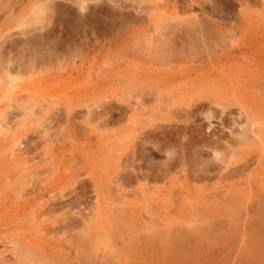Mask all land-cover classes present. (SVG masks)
Here are the masks:
<instances>
[{
    "label": "rangeland",
    "instance_id": "rangeland-1",
    "mask_svg": "<svg viewBox=\"0 0 264 264\" xmlns=\"http://www.w3.org/2000/svg\"><path fill=\"white\" fill-rule=\"evenodd\" d=\"M17 1L0 0V264H264V0H140L138 9L135 0H126L124 11L119 2L117 6L110 2L130 17L119 22L94 20L92 33L86 35L81 30L71 34L67 30L71 24L64 19L50 37L51 25L37 16L39 4ZM56 43L58 48H53ZM193 100L200 101L192 110L188 103ZM97 166L104 172L103 180ZM89 168H94L93 173ZM204 168L212 174H203L208 172ZM71 171H82L77 182ZM59 173H66L62 181L72 182L67 186L63 181L67 188L59 185L53 195L49 186ZM137 174L141 179L135 182ZM128 183L136 185L128 187ZM234 190L244 202L232 198ZM195 192L202 197L195 199ZM204 195L215 197L217 204L212 199L216 204L212 207L209 199L199 205L197 200ZM216 197L227 203L222 206ZM146 199L152 201L149 207ZM183 202L187 207L180 205ZM176 204L185 208V215L176 211L180 219L174 212ZM207 206L215 213L224 209L212 214Z\"/></svg>",
    "mask_w": 264,
    "mask_h": 264
},
{
    "label": "bare ground",
    "instance_id": "bare-ground-1",
    "mask_svg": "<svg viewBox=\"0 0 264 264\" xmlns=\"http://www.w3.org/2000/svg\"><path fill=\"white\" fill-rule=\"evenodd\" d=\"M24 1H27V2H28V0H24ZM31 1H32V0H31ZM33 1H34V0H33ZM55 1H57V0H44V3H43V0H35V3H33L34 5L39 4V8H35V9H36V11L38 12V14H37L38 18H40V16L42 17V18L40 19V21H41V20H44V21L48 22V23L51 25V28H49L50 30L47 29V30H48V34H49V37L53 35V33L56 31L57 27H58L61 23H65V22H64V19L66 20V24H71V26L69 25L68 28L66 27L67 30L70 29V30H69L70 32H71V31L74 32V30H79V31L81 30L82 32H81V31H80V32L83 33L84 35H86V33H92V31H93V27L95 26V25L93 24V21H94V20H95V21H96V20H97V21H98V20H106V22H107V20H110V21H116V20H118V22H119V21H125L126 19H128V18L130 17V14H128L126 11L123 12L125 9H127V8L124 6V5L126 4V3H125L126 0H104V1H103V0H61V1H63V2H60V3H58V2L55 3ZM18 2H23V0H18L17 3H18ZM110 2L116 4V6H117V4H118V2H119V3H120L119 8L122 9L123 11H121L120 9L118 10V9L113 8V6H110ZM135 2H136L135 9H138L137 7L141 4V1H140V0H135ZM172 2H173V1H172ZM263 2H264V1H263ZM64 3H65V4H64ZM67 3H69V4H67ZM173 3H174V2H173ZM179 3H180V2H179ZM0 4H1V3H0ZM9 4H11V3H9ZM27 4H28V3H27ZM52 4H54V5H53L54 8H53V11H52L51 14H50L49 11L51 10V6H52ZM177 4H178V3H177ZM17 5H18V4H17ZM19 5H20V4H19ZM172 5H173V4H172ZM174 5H175V4H174ZM8 6H9V5H8ZM26 6H28V5H26ZM127 6H128V5H127ZM5 7H6V6H5ZM33 7H34V6H33ZM36 7H37V6H36ZM62 7L66 8V10H64V8H62ZM129 7H130V6H129ZM163 7H164V6H163ZM14 8H15V7H14ZM31 8H32V7H31ZM0 9H1V8H0ZM129 9H130V8H129ZM141 10H142V9H141ZM167 10H168V9H167ZM169 10H170V9H169ZM176 10H177V9H176ZM176 10H175V11H176ZM31 11H32V10H31ZM127 11H128V10H127ZM130 11H131V9H130ZM2 12H3V11H2ZM128 12H129V11H128ZM133 12H135V11H133ZM137 12H138V11H137ZM4 13H5V12H4ZM5 14H6V13H5ZM138 14L141 15L140 13H138ZM174 14H175V13H174ZM35 15H36V14H35ZM136 15H137V13H136ZM144 15L146 16L145 13H144ZM18 16H19V15H18ZM142 16H143V14H142ZM20 17H21V16H20ZM142 19H143V18H142ZM149 20H150V19H149ZM152 20H153V19H152ZM138 21H139V19H138ZM26 22H27V21H26ZM26 22H25V23H26ZM118 22H117V23H118ZM30 23H32V22H30ZM72 23H73V24H72ZM102 23H103V22H102ZM184 23H185V22H184ZM66 24H65V25H66ZM95 24H96V23H95ZM192 24H193V23H192ZM39 25H40V24H39ZM41 25H43V24H41ZM92 25H94V26H92ZM175 25H177V24H175ZM23 26H24V25H23ZM28 26H29V25H28ZM66 26H67V25H66ZM114 26H115V25H114ZM187 26H189V25H187ZM45 27H46V26H45ZM96 27H97V26H96ZM98 27H100V26H98ZM176 27H177V26H176ZM18 28H19V27H18ZM47 28H48V27H47ZM119 28H120V27H119ZM115 29H116V28H115ZM115 29H114V30H115ZM187 29H188V28H187ZM105 30H106V29H105ZM112 30H113V29H112ZM117 30H119V29H117ZM190 30H191V29H190ZM190 30H189V31H190ZM33 31H34V30H33ZM39 31H40V30H39ZM58 31H59V30H58ZM187 31H188V30H186V32H185L186 34H187ZM193 31H195V29H194ZM72 32H71V34H72ZM104 32H105V31H104ZM182 32H183V31H182ZM67 33H68V32H67ZM76 33H78V32H76ZM81 33H79V34H81ZM185 33H184V35H185ZM188 33H189V32H188ZM98 34H99V33H98ZM98 34H97V35H98ZM189 34H190V33H189ZM67 35H68V34H67ZM81 35H82V34H81ZM84 35H82L83 38H84ZM92 35H93V34H92ZM88 36H89V35H88ZM89 37H90V36H89ZM67 38H68V37H67ZM70 38H71V36H70ZM78 38H79V37H78ZM59 39H60V38H59ZM68 39H69V38H68ZM81 39H82V38H81ZM81 39H80V43H81ZM84 39H85V38H84ZM45 40H46V39H45ZM61 40L65 41L64 39H61ZM70 40H72V39H70ZM85 40H86V39H85ZM85 40L82 41L83 44H84V42H86ZM88 40H89V39H88ZM187 40H188V39H187ZM187 40H185V41H187ZM189 40H190V39H189ZM190 41H191V40H190ZM49 42L51 43L52 41H49ZM59 42H61V41L59 40ZM66 42H67V41H66ZM71 42H72V41H71ZM73 42L76 43V41H73ZM87 42H88V41H87ZM89 42H90V41H89ZM89 42H88V43H89ZM182 42H183V41H182ZM42 43H43V42H42ZM61 43H62V42H61ZM75 43H74V44H75ZM171 43H172V42H171ZM187 43H189V42L187 41ZM29 44H30V43H29ZM74 44H72V45H73V46H75V45L77 46V44H75V45H74ZM40 45H41V44H40ZM58 45H59V44H57V43L54 44V45L52 44L53 48H54V47L56 48ZM72 45H71V46H72ZM79 45H80V44H79ZM81 45H82V44H81ZM85 45H86V44H85ZM162 45H163V44H162ZM176 45H177V44H176ZM35 46H36V45H35ZM76 46H75V47H76ZM82 46H83V45H82ZM82 46H81V47H82ZM91 46H93V44H92ZM171 46H172V45H171ZM182 46H183V45H182ZM24 47H25V46H24ZM83 47H84V46H83ZM87 47H88V46H87ZM87 47L85 46V48H87ZM164 47H165V46H164ZM50 48L52 49V47H50ZM57 48H58V47H57ZM76 48H77V47H76ZM76 48H74V49H76ZM175 48H176V47H175ZM178 48H179V47H178ZM46 49H47V48H46ZM46 49H45V50H46ZM62 49H64V48H62ZM79 49H80V48H79ZM168 49H169V48H168ZM170 49H171V48H170ZM179 49H180V48H179ZM181 49H183V48H181ZM188 49H189V48H187V50H188ZM64 50H65V49H64ZM68 50H70V49H68ZM80 50H82V49H80ZM176 50H177V49H176ZM29 51H30V50H29ZM33 51H34V50H33ZM53 51H54V50H53ZM173 51H174V50H173ZM177 51H179V50H177ZM183 51H184V49H183ZM46 52H47V51H46ZM72 52H73V51H72ZM74 52H75V51H74ZM175 52H176V51H175ZM175 52H174V53H175ZM41 54H42V53H41ZM70 54H71V53H70ZM43 55H44V54H43ZM8 57H9V55H8ZM31 59H32V58H31ZM31 59H30V60H31ZM57 59H58V58H57ZM35 60H36V59H35ZM32 61H33V60H32ZM32 61H31V62H32ZM12 62H13V60H12ZM29 62H30V61H29ZM5 63H6V61H5ZM38 63H39V62H38ZM7 64L10 65L9 62H8ZM28 64H29V63H28ZM28 64H27V65H28ZM30 64H32V63H30ZM30 64H29V65H30ZM50 65H51V64H50ZM39 66H40V65H39ZM42 67H43V66H42ZM8 68H9V67H8ZM16 68H17V67H16ZM16 68H15V69H16ZM29 68H30V67H29ZM211 68H212V67H211ZM19 69H20V68H19ZM24 69H25V68H24ZM24 69H23V71H24ZM26 69H28V68H26ZM30 69H31V68H30ZM214 69H215V68H214ZM219 69H220V68H219ZM222 69H223V68H222ZM222 69H220V71H221V73L223 74ZM211 70H212V69H211ZM214 71H215V70H214ZM220 71L218 70V72H220ZM223 71H224V69H223ZM14 72H15V71H14ZM17 72H18V71H17ZM17 72H16V73H17ZM24 72H26V71H24ZM210 72H211V71H210ZM212 72H213V70H212ZM27 73H30V72H27ZM137 73H138V72H137ZM12 74H13V73H12ZM224 75H225V74H224ZM221 76H222V75H221ZM219 77H220V76H219ZM11 81H12V80H11ZM229 84H230V83H229ZM204 86H205V85H204ZM204 86H203V87H204ZM228 86H229V85H228ZM192 88H193V87H192ZM236 88H237V87H236ZM198 89H199V88H198ZM240 89H241V88H240ZM192 90H193V89H192ZM192 90H191V91H192ZM195 90L197 91V88H196ZM195 90H194V91H195ZM231 90H232V88H231ZM238 90H239V89H238ZM189 91H190V90H189ZM189 91H188V92H189ZM194 91H193V93H194ZM232 91L234 92V89H233ZM206 92H208V91L206 90ZM198 93H200V91H198ZM202 93H203V92H202ZM235 93H236V89H235ZM189 94H191V93H189ZM210 94L213 95V93H210ZM185 95H186V94H185ZM187 95H188V94H187ZM200 95H201V94H200ZM194 96H195V94H194ZM194 96H193L191 99H193ZM196 96H198V95H196ZM212 98H213V97H212ZM220 98H221V97H220ZM220 98H219V99H220ZM201 99H202V98H201ZM216 99H217V98H216ZM216 99H215V100H216ZM9 100H10V99H9ZM140 100H142V98H141ZM189 100H190V99H189ZM189 100H188V101H189ZM207 100H209V99H207ZM10 101H11V100H10ZM190 101H191V100H190ZM195 101H198V102H199L200 100H195ZM195 101L193 100L194 103H193V102H191V103L189 102V103H188V104H190V105L193 104V107L190 108V109H192V110H193L194 106L196 105V104H195ZM201 102H203V101H201ZM207 102H208V101H207ZM209 102H210V101H209ZM209 102H208V103H209ZM219 102H220V101H219ZM136 103H137V102H136ZM139 103H140V102H139ZM139 103H138V104H139ZM186 103H187V102H186ZM196 103H197V102H196ZM138 104H136V105H138ZM194 104H195V105H194ZM213 104H217V106H218V103H213ZM221 104H222V103H221ZM208 105H209V104H208ZM191 106H192V105H191ZM217 106H216V107H217ZM221 106H222V105H221ZM139 107H140V105H139ZM141 107H142V106H141ZM225 107H226V106H225ZM225 107H224V108H225ZM229 107H230V106H229ZM170 108H171V107H170ZM170 108H169V109H170ZM185 108H186V107H185ZM217 108H218V107H217ZM182 109H183V108H182ZM190 109H189V110H190ZM195 109H196V107H195ZM206 109H207V108H206ZM210 109H211V108H210ZM72 110H73V109H72ZM130 110H131V109H130ZM139 110H142V109H139ZM196 110H197V109H196ZM204 110H205V108H204ZM132 111H133V110H132ZM169 111H170V110H169ZM169 111H168V112H169ZM172 111H173V110H172ZM178 111H179V110H178ZM197 111H198V110H197ZM200 111H201V110H200ZM211 111H212V109H211ZM68 112H71V110L68 111ZM134 112H135V111H134ZM139 112H140V111H139ZM186 112H187V111H186ZM202 112H203V111H202ZM207 112H209V111H207ZM240 112H241V111H240ZM173 113H174V112H173ZM209 113H210V112H209ZM221 113H222V112H221ZM138 114H139V113H138ZM138 114H137V116H138ZM188 114H189V113H188ZM204 114H205V113L203 112L201 115L203 116ZM207 114H208V113H207ZM207 114H206V115H207ZM119 115H120V114H119ZM132 115H133V113H132ZM185 115H186V114H185ZM209 115L212 116L211 114H209ZM220 115H223V114H220ZM240 115H241V114H240ZM134 116H135V115H134ZM139 116L141 117V115H139ZM139 116H138V117H139ZM143 116H144V115H142V117H143ZM169 116H170V115H169ZM187 116H188V115H187ZM199 116H200V114H199ZM238 116H239V115H238ZM129 117H130V116H129ZM140 117H139V120H140ZM166 117H167V116H166ZM181 117H182V116H181ZM218 117H219V116H218ZM221 117H222V116H221ZM205 118H206V116H205ZM207 118H208V117H207ZM212 118H213V117H212ZM223 118H224V117H223ZM129 119H130V118H129ZM182 119H185V118H182ZM122 120H124V119H122ZM141 120H143V119L141 118ZM205 120H206V119H205ZM231 120H232V119H231ZM116 121H118V120H116ZM208 121H209V120H208ZM232 121H234V120H232ZM238 121H239V120H238ZM106 122H107V121H106ZM184 122H186V121H184ZM220 122H221V121H220ZM234 122H236V121H234ZM234 122H233V123H234ZM251 122H252V121H251ZM142 123H143V122H142ZM142 123H140L139 126H140V125L142 126ZM228 123H229V122H228ZM231 123H232V122H231ZM233 123L231 124L232 126H233ZM114 124H115V123H114ZM134 124H135V123H134ZM143 124H145V123H143ZM151 124H152V122H151ZM131 125H132V124H131ZM137 125H138V124H137ZM137 125H136V126H137ZM186 125H187V124H186ZM208 125H209V123H208ZM231 125H229V127H230ZM177 126H178V125H177ZM235 126H237V125H235ZM3 127H4V126H3ZM175 127H176V125H175ZM178 127H179V126H178ZM226 127H227V126H226ZM190 128H191V127H190ZM190 128H189L188 130H190ZM211 128H212V127H211ZM130 129H131V128H130ZM133 129H134V128H133ZM184 129H185V128H184ZM230 129H231V128H230ZM232 129H233V128H232ZM146 130H147V129H146ZM206 130H207V129H205L204 131H206ZM213 130H214V129H213ZM225 130H226V129H225ZM45 131H46V130H45ZM47 131H48V130H47ZM125 131H126V130H125ZM184 131H185V133H186V130H184ZM191 131H192V130H191ZM208 131H209V130H208ZM216 131H217V130H216ZM216 131L214 130V132H216ZM229 131H230V130H229ZM236 131H237V130H236ZM69 132H70V131H69ZM123 132H124V131H123ZM149 132H150V131H149ZM170 132H171V131H170ZM176 132H177V131H176ZM214 132H213V133H214ZM218 132H219V131H218ZM218 132H216V133H218ZM233 132H234V131H233ZM124 133H125V132H124ZM173 133H175V132H173ZM183 133H184V132H183ZM210 133H211V132H210ZM216 133H214V134H216ZM219 133H220V132H219ZM219 133H218V134H219ZM231 133H232V132H231ZM70 134H71V133H70ZM130 134H131V132H130ZM140 134H141V133H140ZM154 134H155V133H154ZM176 134H177V133H176ZM178 134H180V133L178 132ZM178 134H177V135H178ZM218 134H217V135H218ZM232 134H233V133H232ZM234 134H235V133H234ZM236 134H237V133H236ZM238 134H239V133H238ZM253 134H254V133H253ZM65 135H67V134H65ZM121 135H122V134H121ZM128 135H129V134H127V137H129ZM167 135H168V134H167ZM186 135H187V134H186ZM188 135H189V134H188ZM205 135H209V134H205ZM220 135H221V134H220ZM73 136H74V135H73ZM123 136H124V135H123ZM146 136H147V138L149 137L148 135H146ZM150 136H151V135H150ZM183 136H184V134H183ZM222 136H223V135H222ZM222 136H221V137H222ZM234 136H235V135H234ZM65 137H66V136H65ZM113 137H114V136H113ZM125 137H126V135H125ZM125 137H124V138H125ZM134 137H135V136H134ZM134 137H133V139H134ZM140 137H141V135H140ZM178 137H179V136H178ZM186 137H187V136H186ZM209 137H211V136H209ZM213 137H214V136H213ZM218 137H219V136H218ZM236 137H240V135H238V136H236ZM74 138H76V135L74 136ZM87 138H88V137H87ZM129 138H130V137H129ZM138 138H139V137H138ZM144 138H145V136H144ZM150 138H151V137H150ZM222 138H223V137H222ZM63 139H64V138H63ZM65 139H67V138H65ZM68 139H69V138H68ZM90 139H91V138H90ZM90 139H89V140H90ZM106 139H107V138H106ZM114 139H115V138H114ZM117 139H118V138H117ZM141 139H142V138H141ZM198 139H199V138H198ZM198 139H197V140H198ZM202 139H203V137H202ZM202 139H199L198 142H199L200 140H202ZM219 139H220V138H219ZM232 139H233V138H232ZM232 139H231V141L235 140V139H233V140H232ZM108 140H109V139H108ZM111 140H112V139H111ZM135 140H136V139H134V141H135ZM142 140H143V139H142ZM146 140H147V139H146ZM149 140H150V139H149ZM149 140H147V141H149ZM151 140H152V139H151ZM153 140H154V139H153ZM188 140H189V139H188ZM191 140H192V139H191ZM197 140H196V141H197ZM210 140H211V139H210ZM210 140H209V141H210ZM215 140L217 141L218 139H215ZM221 140H222V139H221ZM228 140H229V138H228ZM228 140H227V143H228ZM58 141H60V140H58ZM66 141H67V140H66ZM118 141L121 142V139H119ZM137 141H138V140H136V142H137ZM140 141H141V140H139L138 142H140ZM219 141H220V140H219ZM113 142H115V140H113ZM130 142H131V141H130ZM130 142H129V144H132V143H130ZM136 142H135L134 144H136ZM142 142H145V139H144ZM150 142H151V141H150ZM214 142H215L214 139H212L211 143H212V144H215ZM221 142H222V141H221ZM65 143H66V142H65ZM72 143H73V142H72ZM146 143H148V142H146ZM152 143H154V142H152ZM186 143L188 144V142H186ZM191 143H192V142H191ZM195 143H196V142H195ZM216 143H218V142H216ZM140 144H141V142H140ZM187 144H186V145H187ZM198 144H199V143H198ZM198 144H195V146H197ZM204 144H205V142H204ZM212 144H211V145H212ZM228 144H229V143H228ZM230 144H232V143L230 142ZM230 144H229L228 146H230V147L232 148L233 145L231 146ZM235 144H236V143H235ZM241 144H242V143H241ZM64 145H65V144H64ZM66 145H67V143H66ZM68 145H69V144H68ZM124 145H125V144H124ZM136 145L138 146L139 144H136ZM142 145H143V143H142ZM149 145H150V144H148V145H146V146H149ZM188 145H189V144H188ZM219 145H220V144H219ZM222 145H224V144H222ZM225 145H226V143H225ZM237 145H238V144H237ZM152 146H154V144H153ZM184 146H185V145H184ZM189 146H190V145H189ZM189 146H188V148H189ZM72 147H73V149H74L75 146L73 145ZM72 147H71V148H72ZM131 147H132V146H131ZM135 147H136V146H134L133 148H135ZM139 147H140V146H139ZM141 147H142V146H141ZM212 147H213V146H212ZM222 147H223V146H222ZM226 147H227V146H226ZM60 148H61V147H60ZM69 148H70V147H69ZM78 148H79V147H78ZM144 148H145V147H144ZM199 148H200V147H199ZM67 149H68V148H67ZM75 149H76V147H75ZM136 149H137V147H136ZM224 149L227 150L228 147H227V148H224ZM69 150H70V149H69ZM78 150H79V149H78ZM142 150H143V149H142ZM218 150H219V149H218ZM218 150H217V151H218ZM72 151H73V150H72ZM144 151H145V149H144ZM161 151H162V150H160V152H161ZM217 151H216V152H217ZM75 152H76V151H75ZM130 152H131V151H130ZM133 152H134V151H133ZM224 152H225V151H224ZM217 153H218V152H217ZM69 154H70V153H69ZM129 154H130V153H129ZM134 154H135V153H134ZM181 154H182V153H181ZM82 155H84V154H82ZM213 155H214V154H213ZM56 156L58 157V155H56ZM57 157H56V158H57ZM91 157H92V156H91ZM91 157H89V158H91ZM130 157H131V156H130ZM211 157H214V156H211ZM226 157H227V156H226ZM45 158H46V157H45ZM48 158H49V157H48ZM82 158H83V157H82ZM82 158H81V159H82ZM125 158H126V157H125ZM128 158H129V157H128ZM128 158H126V159H128ZM52 159H53V158H51V161H50V159H48V160L52 163V161H53ZM78 159H80V158H78ZM100 159H101V157H100ZM121 159H122V158H121ZM121 159H120V160H121ZM123 159H124V157H123ZM126 159H125V160H126ZM215 159H216V158H215ZM85 160H86V159H85ZM90 160H91V159H90ZM105 160H106V157L104 158L103 161H105ZM133 160L136 161V157H135V159H133ZM55 161H56V159H55ZM80 161H81V160H80ZM82 161H83V160H82ZM92 161H94V160H92ZM92 161H91V162H92ZM96 161H97V159H96ZM96 161H95V162H96ZM101 161H102V160H101ZM107 161H108V160H107ZM107 161H106V162H107ZM121 161H123V160H121ZM218 161H220V160H218ZM53 162H54V161H53ZM106 162H105V163H106ZM125 162H126V161H125ZM132 162H133V161H132ZM54 163H55V162H54ZM99 163H100V161H99ZM118 163H119V161H118ZM122 163H123V162H122ZM126 163H127V162H126ZM133 163H134V162H133ZM133 163H132V164H133ZM52 164H53V163H52ZM79 164H80V163H78V165H79ZM85 164H86V163H85ZM96 164L98 165L97 162H96ZM101 164H103V163H100V166H101ZM246 164H248V163H246ZM246 164H245V166H246ZM46 165H48V164H46ZM66 165L68 166V164H66ZM81 165H82V164H81ZM88 165H90V163H89ZM106 165H107V164H106ZM106 165H104V166H106ZM128 165H129V164H128ZM133 165H134V164H133ZM133 165H132L131 170L134 169V168H133ZM229 165H231V164H229ZM234 165H235V164H234ZM72 166H73V165H72ZM79 166H80V165H79ZM94 166H95V165H94ZM135 166H136V165H135ZM135 166H134V167H135ZM208 166H210V165H207V167H208ZM61 167H62V166H61ZM61 167H60V168H61ZM97 167H99V166H97ZM102 167H103V165H102ZM121 167H123V165H121ZM121 167H120V168H121ZM125 167H126V166H125ZM211 167H212V166H211ZM213 167H214V166H213ZM247 167H248V165H247ZM259 167H261V166H259ZM53 168H54V166H53ZM57 168H58V167H57ZM71 168H72V167H71ZM100 168H101V167H99V171L101 172V176H99V175H100V172L98 173V174H99L98 176H99L100 178H101V177L103 178V175H102V174H103L104 172L102 173V171H101L102 168H101V169H100ZM120 168H119V169H120ZM126 168H130V167H126ZM126 168H125V169H126ZM139 168H140V170H141V167H139ZM230 168H231V166H230ZM79 169H80V168H79ZM89 169H90V168H89ZM91 169H92V168H91ZM91 169H90V171L93 173L94 168L92 169L93 171H92ZM95 169H96L95 172H97V171H98V168H95ZM123 169H124V167H123ZM136 169L138 170V168H136ZM206 169H207V168H206ZM206 169L204 168V170H206ZM208 169H210V167H208ZM208 169H207L205 172H207ZM214 169H215V168H214ZM232 169H233V168H232ZM232 169H231V170H232ZM49 170H51V169H49ZM53 170H54V169H53ZM56 170H57V169H56ZM56 170H55V171H56ZM58 170H60V169H58ZM67 170H68V169H67ZM70 170H71V169H70ZM70 170H69V171H70ZM106 170H107V169H106ZM106 170H105V171H106ZM127 170H128V169H126V172H127ZM134 170H135V169H134ZM165 170H166V169H165ZM201 170H203V169H201ZM210 170H211V169H210ZM229 170H230V169H229ZM229 170H228V171H229ZM231 170H230V172H231ZM61 171H62V170H61ZM103 171H104V170H103ZM108 171H109V170H108ZM128 171H129V170H128ZM167 171H168V169H167ZM218 171H219L220 174L222 173L220 170H218ZM218 171H217V172H218ZM228 171H227V172H228ZM44 172H45V171H44ZM44 172H43V173H44ZM81 172H82V171H80V174H76V173H73V171H71V173H73V174H72V175L69 174V175H70L71 178H73V181H74V178H75V181L77 182V179L81 176ZM91 172H89V173H91ZM95 172H94V173H95ZM109 172H110V171H109ZM118 172H119V171H118ZM122 172H123V170H122ZM132 172H133V170H132ZM162 172L164 173L163 170H162ZM172 172H173V171H172ZM172 172H171V174H174V173H172ZM217 172H216V175L219 174V173L217 174ZM233 172H234V171H233ZM47 173H48V172L46 171L45 175H46ZM60 173H61V172H60ZM60 173H59L58 175H60ZM106 173H107V172H106ZM139 173H140V172H139ZM201 173H202V171H201ZM208 173H209V171H208L207 173H203V174H207V175H208ZM52 174H53V172H52ZM54 174H55V173H54ZM83 174H84V172H83ZM83 174H82V176H83ZM87 174H88V172H87ZM108 174H109V173H108ZM110 174H111V173H110ZM123 174H124V173H123ZM127 174H128V172H127ZM127 174H125V175H127ZM153 174H155V173H153ZM161 174H162V173H161ZM209 174H212V173H209ZM213 174H215V173H213ZM220 174H219V176H220ZM225 174H226V173H225ZM56 175H57V174H56ZM64 175H66V173H65V174L63 173L62 175H60V177L58 176L59 178L56 177V179H57V178H58V179L56 180V182H55V181L51 182V183H52V184L50 185L51 188H50V186L48 185V186H49V189L51 190V193H52L53 191H56V190H57L56 188H59V185L64 184L63 181H65V183L67 182V181H66L67 179H64L63 181L61 180V179H63L62 176H64ZM67 175H68V173H67ZM84 175H85V174H84ZM90 175H91V174H90ZM95 175H96V174H95ZM104 175H105V174H104ZM137 175H138V176H137ZM137 175H136L137 178H136V177L134 178L135 182H136V180L138 179V177H139V180L141 179L140 176H139V174H137ZM157 175L159 176V173L156 174V176H155V175H153V176H155V178H156ZM167 175H168V174H167ZM201 175H202V174H201ZM221 175H224V174H221ZM32 176H34V175L32 174ZM35 176H36V174H35ZM46 176L49 177L50 175L47 174ZM98 176H97V177H98ZM106 176H107V174H106ZM110 176H111V175H110ZM114 176H115V175H114ZM129 176H131V175L129 174ZM164 176H165V175H164ZM203 176H205V175H203ZM229 176L231 177L232 175L230 174ZM50 177H51V176H50ZM53 177H55V176L53 175ZM93 177H94V175H92V178H93ZM99 177H98V178H99ZM132 177H134V176H132ZM132 177H131V178H132ZM194 177H195V176H194ZM201 177H202V176H201ZM206 177H207V176H206ZM206 177H205V178L203 177V178L206 179ZM230 177H228V179H230ZM66 178H67V177H66ZM68 178H69V177H68ZM98 178H97V179H98ZM102 178H101V180L104 179V178H103V179H102ZM106 178H107V177H106ZM112 178H113V177H112ZM116 178L118 179V176H115V179H116ZM119 178H120V177H119ZM159 178H160V177H159ZM197 178H198V177H197ZM222 178L225 179V180L227 179V177L224 178V176H223ZM231 178H232V177H231ZM54 179H55V178H54ZM110 179H111V178H110ZM115 179H114V180H115ZM124 179H125V178H124ZM127 179H128V178H127ZM144 179H145V178H144ZM163 179H164V178H163ZM210 179H212V177H210ZM223 179H222V180H223ZM228 179H227V180H228ZM38 180H39V179H38ZM40 180H41V179H40ZM42 180H44L43 182H45L46 179L43 178ZM50 180H51V179H49V181H50ZM89 180H90V179H89ZM118 180H119V179H118ZM125 180H126V179H125ZM130 180H131V179H130ZM196 180H198V179H196ZM34 181H35V180H34ZM51 181H52V180H51ZM81 181L83 182V179L80 180V182H81ZM85 181H86V180H85ZM109 181H110V180H109ZM115 181H116V182H115ZM115 181L112 180L113 183L115 182V183L119 184V181H118V182H117V180H115ZM121 181H122V180H121ZM123 181H124V180H123ZM123 181H122V182H123ZM137 181H138V180H137ZM142 181H143V180H142ZM157 181H158V180H157ZM202 181H203V180H202ZM244 181H245V180H244ZM47 182H48V179H47ZM47 182H46V183H47ZM71 182H72V179H71ZM71 182L69 183V181H68L69 185L71 184ZM76 182H74V183H76ZM80 182H79V183H80ZM82 182H81V183H82ZM87 182H88V181H87ZM103 182H104V181H101L99 184H101V183H103ZM110 182H111V181H110ZM122 182H121V183H122ZM124 182H125V181H124ZM130 182H131V181H130ZM132 182H133V181H132ZM172 182H173V181H172ZM177 182H179V184H180V181H177ZM224 182H225V181H224ZM228 182H229V181H228ZM38 183H39V182H38ZM68 183H66L67 186H68ZM104 183H105V182H104ZM107 183H108V182H106V184H107ZM113 183H112V184H113ZM175 183H176V181H175ZM34 184H35V183H34ZM47 184H48V183H47ZM47 184H46V185L44 184V186H47ZM49 184H50V183H49ZM76 184H77V183H76ZM76 184H73V185L75 186ZM99 184H98V185H99ZM106 184H105V185H106ZM132 184H135V183H131V185H130L131 187H132ZM184 184H185V186H186V183H185V182H184ZM220 184H221V183H220ZM235 184H236V183H235ZM30 185H31V183H30ZM36 185H37V184H36ZM54 185H55V186H54ZM73 185H71V186H73ZM101 185H103V184H101ZM101 185H99V187H100ZM115 185H116V184H115ZM135 185H136V184H135ZM173 185H175V184H173ZM223 185H224V184H223ZM48 186H47V187H48ZM64 186H65V184H64ZM64 186H63V187H64ZM94 186H95V185H94ZM103 186H104V185H103ZM118 186H119V185H118ZM130 186H129V183H128V187H130ZM171 186H172V185H171ZM176 186H178V184H177ZM176 186H175V187H176ZM220 186H221V185H220ZM47 187H46V188H47ZM65 187H66V186H65ZM69 187H70V186H69ZM123 187H125L124 184H123ZM126 187H127V183H126ZM172 187H174V186H172ZM175 187H174V188H175ZM182 187H183V186H182ZM189 187H190V186H189ZM229 187H230V186H229ZM231 187H232V186H231ZM231 187H230L229 190H231ZM233 187H234V186H233ZM33 188H34V187H33ZM39 188H40V187H39ZM42 188H43V187H42ZM42 188H41V190H42ZM66 188H67V187H66ZM120 188H121V187H120ZM212 188L214 189V187H212ZM44 189H45V188H44ZM49 189H48V190H49ZM75 189H76V188H75ZM75 189H74V190H75ZM96 189L99 190L98 188H96ZM100 189L102 190V187H101ZM129 189H130V188H129ZM176 189H177V187H176ZM183 189H184V188H183ZM189 189H192V188H189ZM213 189H212V190H213ZM219 189H220V188H219ZM224 189H225V188H224ZM226 189H228V188L226 187ZM32 190H33V189H32ZM32 190H31V191H32ZM38 190H39V189H38ZM50 190H49V191H50ZM111 190H112V188H111ZM111 190H110V191H111ZM113 190H114V189H113ZM141 190H142V189H141ZM143 190H144V189H143ZM171 190H172V189H171ZM177 190H178V189H177ZM184 190H186V189H184ZM192 190H193V189H192ZM216 190H217V188H216ZM249 190H250V189H249ZM33 191H34V190H33ZM44 191H45V190H44ZM114 191H115V190H114ZM149 191H150V190H149ZM187 191H188V190H187ZM209 191L212 192L211 190H208V192H209ZM226 191H227V190H226ZM234 191H236V190H234ZM247 191H248V190H247ZM247 191H246V192H247ZM250 191H252V189H251ZM116 192H117V191H116ZM119 192H120V191H119ZM128 192H129V191H128ZM143 192H144V191H143ZM168 192H169V191H168ZM180 192H181V191H180ZM215 192H216V191H215ZM215 192H214V193H215ZM217 192H218V191H217ZM230 192H231V191H230ZM232 192H233V191H232ZM232 192H231V193H232ZM236 192H237V191H236ZM246 192H245V193H246ZM248 192H249V191H248ZM252 192H253V191H252ZM252 192H251V193H252ZM46 193H48V192H46ZM49 193H50V192H49ZM56 193H57V192H56ZM59 193H61V192H59ZM99 193H101V192H99ZM140 193H141V191H140ZM145 193H146V191L144 192V194H145ZM147 193H148V194H146V195L149 196V194L151 193V191H150V193L147 191ZM170 193H171V192H170ZM172 193H173V191H172ZM172 193H171V194H172ZM182 193L185 194V192H182ZM182 193H181L180 195H182ZM188 193H189V192H188ZM191 193H193V192H191ZM195 193H196V192H195ZM214 193H213V194H214ZM218 193H219V192H218ZM222 193H223V192H222ZM243 193H244V192H243ZM52 194H53V193H52ZM106 194H107V192H106ZM108 194H109V196H110V193H108ZM108 194H107V195H108ZM117 194H118V193H116L115 196H116ZM120 194H121V192H120ZM177 194L179 195L178 192H177ZM177 194H176V196H177ZM184 194H183V195H184ZM186 194H187V193H186ZM189 194H190V193H189ZM189 194H188V195H189ZM197 194H198V193H196V195H197ZM199 194H200V193H199ZM199 194H198L197 196H195V197H196L195 199H197V197L200 196ZM225 194H226V192H225ZM225 194H224V193H223V194L220 193V195H223V196H224ZM227 194H229V193H227ZM240 194H241V193H238V192H237V193H236V197H233V196H234V195H233L232 198H235L236 200L238 199L239 202H244V200L239 199V197H241ZM247 194H248V193H246V195H247ZM249 194H250V193H249ZM252 194H253V193H252ZM254 194H255V192H254ZM43 195H44V194H43ZM53 195H54V194H53ZM53 195H52V196H53ZM123 195H124V194H123ZM132 195H134V194L132 193ZM146 195H145L144 198H146V197L148 198V196H146ZM151 195H152V193H151ZM154 195H155V194H154ZM156 195H157V194H156ZM172 195H173V194H172ZM220 195H219V196H220ZM237 195H239V197H238ZM243 195H244V194H243ZM40 196H42V195L40 194ZM52 196H51V198H53ZM124 196H125V195H124ZM128 196H129V195H128ZM138 196H139V195H138ZM158 196H159V194H158ZM163 196H165V194H163ZM163 196H161V198H162ZM166 196H167V195H166ZM168 196H169V194H168ZM176 196H175V197H176ZM211 196H212V195H211ZM213 196H214V195H213ZM216 196L218 197V195H216ZM228 196H230V195H228ZM37 197H38V196H37ZM57 197H58V194H57V196L55 197V199H56ZM64 197H65V196L63 195V198H64ZM66 197H67V196H66ZM66 197H65V198H66ZM69 197H70V196H69ZM69 197H68V198H69ZM106 197H107V196H106ZM106 197H105V198H106ZM119 197H120V196H119ZM121 197H122V195H121ZM125 197H126V196H125ZM135 197H136V199H138V198H137V195H136ZM149 197H151V199H152L154 196H153V197H152V196H149ZM172 197H173V196H172ZM177 197H178V196H177ZM185 197H186V196H184V198H185ZM193 197H194V196H193ZM193 197L191 198V200L195 201V200L193 199ZM200 197H202V195H201ZM200 197H199V199L197 200L198 202L201 200L200 203H199V205H201L202 202H203L202 205H206V204H204V203H207V201L210 199V198L207 199V197H206L205 195L203 196V198H206L205 200H204L203 198L200 199ZM217 197H216V198H217ZM221 197H222V196H221ZM226 197H227V195H226ZM237 197H238V198H237ZM250 197L252 198V195H251ZM68 198H67V199H68ZM70 198H71V197H70ZM74 198H75V197H74ZM132 198H133V197H132ZM157 198H159V197L156 196V199H155L156 201H157ZM161 198H160V199H161ZM163 198H166V197H163ZM173 198H174V197H173ZM211 198H212V197H211ZM229 198H230V197H229ZM229 198H228L227 200H230V199H231V201H232V198H230V199H229ZM253 198H254V197H253ZM36 199H37V198H36ZM36 199H34V201H35ZM40 199H41V197H40ZM40 199H38V200H40ZM112 199H113V198H112ZM112 199L110 198V200H109V199H108V200L111 201ZM118 199H119V198H118ZM128 199H129V198H128ZM130 199H131V198H130ZM130 199H129V200H130ZM148 199H149V198H148ZM148 199H146V200L148 201ZM151 199H150V200H151ZM166 199H167V198H166ZM168 199H169V197H168ZM212 199H214V201L216 200L215 197L212 198ZM212 199H210L209 202L212 201ZM217 199H218V198H217ZM221 199H222V198H221ZM221 199H220V200H221ZM235 199H234V200H235ZM52 200H53V199H52ZM142 200H145V199H142ZM150 200H149L148 202H146V206H148V204H150L149 202H152V201H150ZM172 200H173V199H172ZM174 200H176V199L174 198ZM178 200L180 201V199H177V201H178ZM188 200H190L189 197H188ZM203 200H204V201H203ZM206 200H207V201H206ZM220 200L218 199L217 201H220ZM223 200H224V199H223ZM223 200H221V201H223ZM238 200H237V201H238ZM241 200H242V201H241ZM54 201H55V200H54ZM57 201H58V200H57ZM177 201H175V202H177ZM181 201H182V200H181ZM221 201H220V202H221ZM225 201H226V199H225ZM225 201H224V202H225ZM31 202H32V201H31ZM31 202H30V203H31ZM50 202H53V201L50 200ZM55 202H56V201H55ZM64 202H65V201H64ZM102 202H103V201H102ZM116 202H117V200H116ZM131 202H132V201H131ZM153 202H155V201H153ZM170 202H172V201H170ZM209 202H208V203H209ZM215 202H216V201H215ZM224 202H223V203L221 202V205H222V204L224 205ZM233 202H234V201H233ZM120 203H121V202H120ZM126 203H128V202H126ZM141 203H142V202H141ZM147 203H148V204H147ZM173 203H174V202H173ZM210 203L214 204V205H212V207H214V206L217 204V202H216V204H215L214 202H210ZM226 203H227V201H226ZM231 203H232V202H231ZM237 203H238V202H237ZM28 204H29V203H28ZM31 204L35 205L34 203H31ZM53 204H55V203H53ZM83 204H84V203H83ZM98 204H99V203H98ZM131 204H132V203H131ZM133 204H134V203H133ZM164 204H165V203H164ZM228 204H230V203H228ZM243 204H244V203H243ZM46 205H48V204H46ZM66 205H68V204H66ZM103 205H104V204H103ZM103 205H102V206H103ZM157 205H158V203H157ZM157 205H156V206H157ZM166 205H167V203H166ZM166 205H165V206H166ZM168 205H171V204L169 203ZM176 205H178V210H175L174 212L176 213V211H178V212L182 211V213H183V212H184L183 210H184L185 208H183V209L181 210V209L179 208V204H176ZM180 205H181V206H182V205L186 206V203L184 204V202H183V203L180 204ZM189 205H190V204H189ZM192 205H194V203H193ZM197 205H198V203H197ZM208 205H209V204H208ZM210 205H211V204H210ZM219 205H220V204L217 205V208L219 207ZM223 205H222V206H223ZM127 206H128V205H127ZM138 206H139V204H138ZM142 206H143V205H142ZM150 206H151V205H150ZM152 206H153V205H152ZM172 206H175V205L172 204ZM190 206H191V205H190ZM195 206H196V205H195ZM195 206H191V207H194L195 210H198V209H196L197 207H195ZM226 206H227V204L225 205L224 208H226ZM229 206H230V205H229ZM236 206H237V205H236ZM28 207H30V206H28ZM31 207H32V206H31ZM47 207H48V206H47ZM47 207H46V208H47ZM143 207H144V206H143ZM148 207H149V206H148ZM148 207H146V209H147ZM158 207H159V205L157 206V208H158ZM166 207H167V206H166ZM168 207H169V206H168ZM168 207H167V208H168ZM186 207H187V206H186ZM191 207H190V208H191ZM207 207H209V209H208L209 212H211V213L213 214L214 210H213V209L210 210L212 207H211V206H207ZM46 208H45V210H46ZM65 208H66V206H65ZM72 208H73V207H72ZM94 208H95V207H94ZM103 208H104V207H103ZM112 208H113V207H112ZM128 208H129V207H128ZM170 208H171V207H170ZM190 208H186V210H187V209H190ZM217 208H216V209H217ZM221 208H223V207H221ZM221 208H219L218 210L220 211ZM224 208H223V209H224ZM231 208H232V207H231ZM254 208H255V207H254ZM26 209H27V208H26ZM31 209H32V208H31ZM31 209H30V210H31ZM33 209H34V208H33ZM36 209H37V208H36ZM38 209H39V208H38ZM47 209H48V208H47ZM67 209H68V207H67ZM179 209H180V210H179ZM240 209H241V208H240ZM242 209H243V208H242ZM259 209H261V208H259ZM62 210H63V209H62ZM64 210H65V209H64ZM73 210H74V208H73ZM95 210H96V209H95ZM97 210H98V209H97ZM116 210H117V209H116ZM119 210H120V209H119ZM136 210H137V209H136ZM159 210H161V208H159ZM168 210H169V208H168ZM171 210H172V209H171ZM218 210L216 211L217 213H219ZM228 210H229V208H228ZM19 211H21V210H19ZM49 211H50V210H49ZM192 211H193V210H192ZM198 211H199V210H198ZM226 211H227V210H226ZM230 211L232 212V209H231ZM260 211H261V210H260ZM260 211H259V212H260ZM21 212H22V211H21ZM26 212H27V211H26ZM26 212H25V213H26ZM50 212H51V211H50ZM52 212H53V211H52ZM59 212H60V211H59ZM96 212H97V211H96ZM169 212H170V211H169ZM174 212H172V213L175 215ZM185 212L187 213V211H185ZM228 212H229V211H227V213H228ZM233 212H234V211H233ZM233 212H232V213H233ZM235 212H236V211H235ZM257 212H258V211H257ZM18 213H19V212H18ZM43 213H44V212H43ZM71 213H72V212H71ZM136 213H137V211H136ZM211 213H209V215H210ZM214 213H215V212H214ZM217 213H215V214H217ZM221 213H222V212H221ZM223 213H226L225 210H223ZM29 214H30V213H29ZM41 214H42V213H41ZM48 214H49V215H48ZM52 214L55 215L56 213H52ZM72 214H73V213H72ZM75 214H76V213H75ZM113 214H114V213H113ZM170 214H171V212H170ZM179 214H180V213H179ZM183 214H184V213H183ZM183 214H181L180 216H182ZM219 214H220V213H219ZM239 214H240V212H239ZM239 214H237V216H238ZM18 215H19V214H18ZM27 215H28V214H27ZM54 215H53V216H54ZM176 215L178 216V213H176ZM184 215H185V214H184ZM192 215H193V214H192ZM209 215H208V217L210 218ZM222 215L224 216V214H222ZM230 215H231V214L229 213L228 217H229ZM233 215H234V214H233ZM241 215H242V214H241ZM38 216H39V215H38ZM43 216H44V215H43ZM53 216H52V217H53ZM62 216H63V215H62ZM189 216H190V215H189ZM41 217H42V216H41ZM47 217H51V214H50V213H47ZM121 217H122V215H121ZM178 217H179V216H178ZM184 217H185V216H184ZM186 217H187V216H186ZM186 217H185V218H186ZM208 217H207V218H208ZM211 217H212V215H211ZM230 217H231V216H230ZM233 217H234V216H233ZM233 217H232V218H233ZM38 218H40V217H38ZM64 218H65V215H64ZM174 218H175V217H174ZM181 218H182V217H181ZM190 218H192V216H190ZM216 218H217V217H216ZM216 218H215V219H216ZM234 218H235V217H234ZM238 218H239V217H238ZM123 219H124V218H123ZM179 219H180V217H179ZM179 219H178V221H179ZM210 219H212V218H210ZM54 221H55V220H54ZM73 221H74V220H73ZM182 221H183V220H182ZM182 221H181V222H182ZM230 221H231V220H230ZM66 222H67V221H66ZM171 222H172V221H171ZM55 223H56V222H55ZM77 223H78V222H77ZM188 223H189V222H188ZM53 224H54V223H53ZM87 224H88V223H87ZM169 224H170V223H169ZM171 224H172V223H171ZM171 224H170V225H171ZM241 224H242V223H241ZM70 225H71V223H70ZM76 225H77V224H75V227H76ZM127 225H128V224H127ZM170 225H169V226H170ZM173 225H174V224H173ZM176 225H177V224H176ZM261 226H262V225H261ZM123 227H124V226H123ZM128 227H129V226H128ZM171 227H172V226H171ZM173 227L175 228V226H173ZM173 227H172V228H173ZM177 227H178V226H177ZM181 227H182V226H181ZM223 227H224V226H223ZM259 227H260V226H259ZM259 227H258V228H259ZM60 228H61V227H60ZM118 228H119V227H118ZM169 228H170V227H169ZM182 228H183V227H182ZM182 228H181V229H182ZM179 229H180V228H179ZM208 229H209V228H208ZM50 230H51V229H50ZM169 230H171V229H169ZM258 230H259V229H258ZM258 230H257V231H258ZM60 231H62V230H60ZM167 231H168V230H167ZM173 231H174V230H173ZM182 231H183V230H182ZM260 231H261V230H260ZM69 232H70V231H69ZM148 232H149V231H148ZM258 232H259V231H258ZM170 233H171V231H170ZM180 233H182V232H180ZM185 233H186V232H185ZM59 234H60V232H59ZM173 234H174V233H173ZM186 234H187V233H186ZM258 234H259V233H258ZM261 234L263 235L262 232H261ZM179 235H180V234H179ZM182 235H185V234L182 233ZM182 235H181V236H182ZM48 236H49V235H48ZM56 236H58V235H56ZM56 236H55V237H56ZM164 236H165V234H164ZM164 236H163V237H164ZM166 236H169V235H166ZM166 236H165V237H166ZM177 236H178V235H177ZM259 236H260V235H259ZM263 236H264V235H263ZM148 237H151V236L149 235ZM52 238H54V237H52ZM123 238H124V237H123ZM139 238H140V237H139ZM146 238H147V237H146ZM154 238H155V236H154ZM168 238H169V237H168ZM30 239H31V238H30ZM34 239H35V238H34ZM121 239H122V238H121ZM133 239H134V238H133ZM142 239H145V238L142 237ZM142 239H141L140 241H142ZM162 239H163L162 241L164 242V238H162ZM31 240H32V239H31ZM31 240H30V241H31ZM151 240L153 241V238H151ZM258 240H259V239H258ZM261 240H262V239H261ZM263 240H264V238H263ZM143 241H144V240H143ZM147 241H148V240H147ZM162 241H161V242H162ZM167 241H168V239H167ZM167 241H166V242H167ZM170 241H171V240H170ZM181 241H183V240H181ZM32 242H33V241H31V243H32ZM36 242H37V241H36ZM36 242H35L34 244H36ZM38 242H39V244H41L40 241H38ZM136 242H137V241H136ZM145 242H146V241H145ZM163 242H162V243H163ZM127 243H128V242H127ZM138 243H139V242H138ZM156 243H157V242H156ZM194 243H195V241H194ZM263 243H264V242H263ZM43 244H44V243H43ZM147 244H148V243H147ZM158 244H159V243H158ZM163 244H164V243H163ZM172 244H173V243H172ZM259 244H260V243H259ZM262 245H263V244H262ZM36 246H37V245H36ZM41 246H42V245H41ZM43 246H45V245H43ZM133 246H136V245H134V242H133ZM139 246H143V245H140V243H139ZM153 246H154V244H153ZM148 247H149V246H148ZM47 248H49V247H46V249H47ZM128 248H129V246H128ZM43 249H45V247H43ZM129 249H131V248H129ZM129 249H128V250H129ZM134 249H135V248H134ZM158 249H159V248H158ZM160 249H161V248H160ZM128 250L126 251L127 253H128ZM139 250H140V249H139ZM143 250H144V249H143ZM149 250H150V249H149ZM153 250H154V249H153ZM153 250H152V251H153ZM155 250H156V249H155ZM163 250H164V249H163ZM45 251H46V250H45ZM116 251H117V250H116ZM116 251H115V252H116ZM137 251H138V250H137ZM137 251H136V252H137ZM141 251H142V250H141ZM146 251H147V250H146ZM152 251H151V252H152ZM164 251H165V250H164ZM255 251H256V250H255ZM41 252H43V251L41 250ZM112 252H113V251H112ZM117 252H118V251H117ZM124 252H125V251H124ZM131 252H132V251H131ZM144 252H145V251H144ZM149 252H150V251H149ZM154 252H155V251H153V255H154ZM252 252H254V251L252 250ZM113 253H114V252H113ZM113 253H112V254H113ZM122 253H123V252H122ZM166 253H167V252H166ZM171 253H172V252H171ZM176 253H177V252H176ZM184 253H185V252H184ZM108 254H110V252H109ZM119 254H120V253H118L117 255H119ZM130 254H131V253H130ZM133 254H134V253H133ZM146 254H148V253H146ZM187 254H188V253H187ZM126 255H127V254H126ZM126 255H125V256H126ZM140 255H142V254H140ZM140 255H138V256H140ZM156 255H157V254H156ZM159 255H160V254H159ZM161 255H162V253H161ZM161 255H160V257H161ZM185 255H186V254H185ZM255 255H256V254H254V256H255ZM103 257H104V256H103ZM120 257H121V255H120ZM128 257H129V255H128ZM133 257H134V256H133ZM147 257H148V256H147ZM155 257H156V256H155ZM170 257H171V256H170ZM182 257H183V255H182ZM121 258H122V257H121ZM125 258H126V257H125ZM130 258H132V257H130ZM149 258H150V257H149ZM162 258H164V257H162ZM180 258H181V257H180ZM126 259H127V258H126ZM140 259H141V258H140ZM140 259H139V260H140ZM156 259H157V258H156ZM183 259H184V258H183ZM250 259H251V258H250ZM110 260H111V259H110ZM119 260H120V259H119ZM145 260H149V259H145ZM145 260H144V261H145ZM175 260H177V259H175ZM179 260H180V259H179ZM181 260H182V259H181ZM181 260H180V261H181ZM253 260H254V259H253ZM152 261H153V260H152ZM163 261H164V260H163ZM182 261H183V260H182ZM251 261H252V259H251ZM251 261H250V262H251ZM155 262L157 263V261H155ZM155 262H154V263H155ZM178 262H179V261H178ZM125 263H126V262H125ZM137 263H138V262H137ZM140 263H141V262H140ZM144 263H145V262H144ZM158 263H159V262H158ZM173 263H174V262H173ZM173 263H172V264H173ZM8 264H11V263H8ZM12 264H13V263H12ZM14 264H16V262H15ZM112 264H113V263H112ZM117 264H118V263H117ZM130 264H131V263H130ZM160 264H161V263H160ZM174 264H175V263H174Z\"/></svg>",
    "mask_w": 264,
    "mask_h": 264
}]
</instances>
